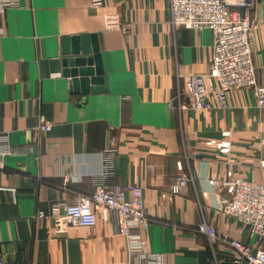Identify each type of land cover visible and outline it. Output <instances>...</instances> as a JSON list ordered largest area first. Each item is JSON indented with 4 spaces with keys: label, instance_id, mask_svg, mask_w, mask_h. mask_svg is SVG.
<instances>
[{
    "label": "crops",
    "instance_id": "obj_1",
    "mask_svg": "<svg viewBox=\"0 0 264 264\" xmlns=\"http://www.w3.org/2000/svg\"><path fill=\"white\" fill-rule=\"evenodd\" d=\"M171 1L19 0L0 16V264H147L114 217L70 226L52 212L94 192L113 138L114 181L143 190L142 239L164 264H246L201 224L264 250V239L220 210L232 168L264 182V107L252 88L223 104L210 93L209 108L191 105L185 82L208 75L214 34L174 26ZM254 1L264 86V0ZM83 36L96 37L103 68L86 94L64 65L71 39ZM223 141L233 144L228 154L216 145Z\"/></svg>",
    "mask_w": 264,
    "mask_h": 264
},
{
    "label": "built area",
    "instance_id": "obj_2",
    "mask_svg": "<svg viewBox=\"0 0 264 264\" xmlns=\"http://www.w3.org/2000/svg\"><path fill=\"white\" fill-rule=\"evenodd\" d=\"M18 2L0 0V16ZM91 2L93 6H99L102 0ZM254 5V0L171 1V21L174 26L210 29L214 34L213 57L208 75H190L185 82V93L191 105L209 108L210 93L219 104H223L231 91L252 88L264 107V86L258 84L252 45ZM44 129L51 128L45 126ZM225 135L229 136V132ZM216 145L222 154H228L233 147L231 141ZM116 154V140L113 138L103 153L102 171L96 178L94 192L82 196L76 203L54 206L52 212L58 224L62 222L70 226L94 227L99 214L105 219L114 217L117 230L128 237L133 251L140 252L147 264H164L163 255L149 252L142 239L141 231L149 223L143 190L126 188L114 181ZM2 164L0 154V166ZM184 184L185 179L179 177L172 187L173 192L178 193ZM222 186L227 195L221 200L220 210L243 222L259 239H264V182L248 180L232 168ZM128 192L132 193L131 199L127 196ZM199 231L231 244L238 250L240 262L264 264V250H254L250 245L231 240L227 235L219 236L215 228L208 224H201Z\"/></svg>",
    "mask_w": 264,
    "mask_h": 264
},
{
    "label": "water",
    "instance_id": "obj_3",
    "mask_svg": "<svg viewBox=\"0 0 264 264\" xmlns=\"http://www.w3.org/2000/svg\"><path fill=\"white\" fill-rule=\"evenodd\" d=\"M90 41L93 42V47H90ZM71 43L72 47L66 49L65 52V75L73 78V86L76 92L86 94L90 90V85L103 82V68L96 45V37H74L71 39Z\"/></svg>",
    "mask_w": 264,
    "mask_h": 264
},
{
    "label": "rangeland",
    "instance_id": "obj_4",
    "mask_svg": "<svg viewBox=\"0 0 264 264\" xmlns=\"http://www.w3.org/2000/svg\"><path fill=\"white\" fill-rule=\"evenodd\" d=\"M190 102V101H189ZM190 104V103H189Z\"/></svg>",
    "mask_w": 264,
    "mask_h": 264
}]
</instances>
